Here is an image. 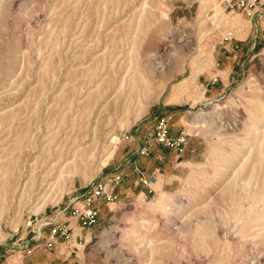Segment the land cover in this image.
<instances>
[{
    "label": "rangeland",
    "instance_id": "374dc122",
    "mask_svg": "<svg viewBox=\"0 0 264 264\" xmlns=\"http://www.w3.org/2000/svg\"><path fill=\"white\" fill-rule=\"evenodd\" d=\"M159 116L180 120L182 161L151 192L126 176L84 264H264V2L0 0V261L29 218L70 212L90 181L123 171ZM74 147L83 172L41 183Z\"/></svg>",
    "mask_w": 264,
    "mask_h": 264
},
{
    "label": "crops",
    "instance_id": "0c3cea01",
    "mask_svg": "<svg viewBox=\"0 0 264 264\" xmlns=\"http://www.w3.org/2000/svg\"><path fill=\"white\" fill-rule=\"evenodd\" d=\"M263 2L264 0H261L262 4ZM242 49L244 51H247L248 48L243 46ZM230 72L231 69L229 66H227L225 70L221 72L225 76L227 75V77H220L222 87L217 93H220L224 88H226V81H228ZM206 86H208V84H206ZM206 90L207 89H205V91ZM139 129L140 128L137 127L135 129V133H139ZM181 130L182 127L180 120H177L175 123L172 122L170 124L169 134L170 136L175 137ZM143 146L146 148L147 154H140L138 152V149ZM186 149V145L181 149L167 148L161 144L156 143L152 137L141 139L139 135L138 139H136L135 141L134 146L129 149L127 155L125 156V158L129 157V164H126L123 168V181L116 188V193L129 195V191L126 188L127 181H125V179H127L126 176L129 175L135 177L136 179H138L141 175L151 178L153 181V183L151 184L154 185L158 181V176L162 174L161 171L163 170V166L169 164V166L173 168L176 167L178 163L182 161L183 151ZM163 151H168L169 155L166 156L162 154ZM121 161L122 159H120L119 163ZM152 185H150V187ZM102 204L103 202L96 203V207L98 208V219L96 224L90 227H82L74 217L70 216L68 211L55 210L53 215H56V220L60 223H68L69 228H71L70 241L66 243L64 241L57 240L52 248H46L42 245H39V247L30 256L24 259V263L52 264V262L54 261L58 264H84V255H81V252L91 240V237L94 235V232L98 228L101 218L100 206ZM27 232L28 230L25 228L23 235H26ZM47 235L48 232L46 229L42 234L43 239H40V244L43 243L44 238H46ZM4 249V247H0V258L5 255V253H3Z\"/></svg>",
    "mask_w": 264,
    "mask_h": 264
},
{
    "label": "built area",
    "instance_id": "2783aa9c",
    "mask_svg": "<svg viewBox=\"0 0 264 264\" xmlns=\"http://www.w3.org/2000/svg\"><path fill=\"white\" fill-rule=\"evenodd\" d=\"M255 0H252L254 3ZM216 80L215 78L213 79ZM169 120L168 116H159L156 120L153 140L167 148L181 149L187 143V134L181 130L175 137L169 134ZM140 154H147L146 148L140 147L138 149ZM123 179V171H113L104 176L90 181L89 191L82 198L72 206L70 216L74 217L82 227H90L96 224L98 219V208L96 203H112L117 199L116 188ZM139 181L148 188L151 192V178L141 175ZM65 206L63 210H67ZM26 235L18 237L11 244V253L5 256L1 264H25L24 259L30 256L38 247L42 245L46 248H52L57 240L68 243L71 238V228L68 223H60L56 220V215L40 216L29 218L26 221ZM47 229L48 235L44 238L43 243L40 244V239H43V232ZM30 235V236H28Z\"/></svg>",
    "mask_w": 264,
    "mask_h": 264
},
{
    "label": "bare ground",
    "instance_id": "6f19581e",
    "mask_svg": "<svg viewBox=\"0 0 264 264\" xmlns=\"http://www.w3.org/2000/svg\"><path fill=\"white\" fill-rule=\"evenodd\" d=\"M163 14V13H162ZM165 15V14H164ZM155 16V15H154ZM164 19H167L168 20V17L167 16H163ZM191 45V44H189ZM198 47V46H197ZM199 55H197V57L194 59V60H191L190 61V64H193L196 62V60L198 61L199 59ZM200 71V68L199 67H193L192 69V78L195 77L197 75V73ZM189 80L188 78H184L180 84L178 86H176L174 89H173V93H176L178 91H181L184 89V87L187 86V84L189 83ZM143 88H142V91L143 93L145 92H148V85L147 83H143L142 84ZM205 104V103H204ZM207 105V104H206ZM205 105V106H206ZM264 117V116H263ZM203 118V117H202ZM204 119V118H203ZM213 119V118H212ZM257 124V123H256ZM255 128V127H254ZM251 129H253L251 127ZM256 130V129H255ZM20 137V136H19ZM253 140V139H252ZM26 141V140H25ZM81 142V141H80ZM24 143V142H23ZM247 143V142H246ZM58 150V149H57ZM236 150V149H235ZM111 153L112 151H110L108 157L111 156ZM49 155V154H48ZM43 157V156H42ZM17 159V158H16ZM92 159V158H91ZM67 160V162L64 163V161ZM87 154H86V150L84 148H79V147H74L72 151H66L65 153H63V151H58L57 154H56V158L54 160V162L52 164L49 165V168L43 172V175L41 176L42 177V181L41 183L45 181V178H47L48 176H52L53 173H56V176L55 178L56 179H60L61 181V184L63 183V177H62V172L63 170H68V172H73L74 174H78V173H82L84 168H85V165H86V162H87ZM106 160L103 161V163L105 162ZM231 163V162H230ZM8 164V163H7ZM34 165V164H33ZM8 166V165H7ZM39 166V165H38ZM89 166V164H88ZM7 168V167H6ZM16 169V168H15ZM225 169V168H223ZM8 171V169L6 170V172ZM11 172V171H10ZM20 177V176H19ZM32 177V176H31ZM9 179V178H8ZM25 180V179H24ZM238 184V183H237ZM239 185V184H238ZM244 185V184H243ZM242 185V186H243ZM28 186V185H27ZM240 187V186H239ZM249 187V186H248ZM26 189V188H25ZM21 190V189H20ZM166 194L162 193L159 198L157 199V201L155 202L154 206L157 207V208H161V209H164L165 210V206H166ZM250 206V205H248ZM252 210V209H251ZM240 211V210H239ZM247 212V211H246ZM243 214V213H242ZM259 219V217H258ZM167 220V219H166ZM206 220V219H205ZM208 221V219H207ZM193 222V221H192ZM253 222V221H252ZM259 222V221H258ZM141 223V222H140ZM209 223V222H208ZM207 223V224H208ZM227 222H225L226 224ZM240 223V222H239ZM238 222H234L232 224L233 228H241L243 227V224H239ZM159 224V223H158ZM163 224V223H162ZM231 224V223H230ZM182 226L184 224H181ZM202 224H199L198 222L194 223V226L195 228L197 229L199 226H201ZM210 225V224H209ZM227 225V224H226ZM231 226V225H230ZM231 226V228H232ZM238 226H241V227H238ZM184 227V226H183ZM186 228V227H185ZM190 228V227H189ZM191 229V228H190ZM210 229V228H209ZM182 230V229H181ZM198 230V229H197ZM195 230V231H197ZM205 230V229H204ZM238 230V229H237ZM259 231V230H258ZM235 234V233H234ZM153 236V235H151ZM2 237V235H0V238ZM147 244V242H146ZM152 244V243H151ZM157 244V243H156ZM146 246V245H145ZM148 260V259H147ZM148 262V261H147ZM146 262V263H147ZM120 263V262H119Z\"/></svg>",
    "mask_w": 264,
    "mask_h": 264
}]
</instances>
